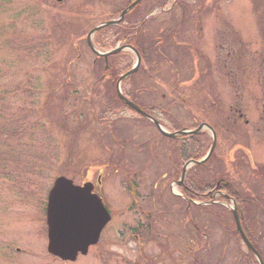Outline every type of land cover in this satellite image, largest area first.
Here are the masks:
<instances>
[{
  "label": "flooded vegetation",
  "instance_id": "1",
  "mask_svg": "<svg viewBox=\"0 0 264 264\" xmlns=\"http://www.w3.org/2000/svg\"><path fill=\"white\" fill-rule=\"evenodd\" d=\"M236 1L29 0V7L41 8L43 13L38 15L34 12V15L42 18L43 22L48 20L47 7L51 4V8L58 10L55 16L58 20H64L67 11L71 10L76 32L74 39L86 41L87 51L92 57L91 72L94 77L88 84H92L93 96L89 108L93 123L86 122V114L82 112L86 102H81L78 108L81 111L78 115L80 124L76 132L86 130L91 137V132L98 134L97 143L101 146L104 159L80 173L79 182V179L77 183L72 181L78 187L90 185L92 194L99 197L110 214V222L105 226L99 243L114 217L121 214V210L117 209L115 214V207L111 208L108 203V177L125 169L121 175L127 179L130 192L125 188L120 197L125 199L128 196L129 202L126 199L127 204L124 200L120 202L125 204L124 210L135 211L139 218L133 229L139 249L145 246V237L155 238L160 229L168 228L174 237L180 233V238L184 239L183 251L178 250L176 254L180 259L174 260H180L182 264H223L226 257L222 255L221 233L226 223V230L231 233L235 247L233 261L242 264L238 251L242 247L248 252V263L257 261L239 232L233 215V211H237L242 228L255 248L249 222L253 224L256 219L248 221L244 207L245 202L253 201L241 198L239 189L231 182L233 174L224 166L241 150L242 160L254 168L255 179L264 178V162L259 170L253 165L254 161H264V65L261 84L235 83L241 68V57L253 44L248 28H242L245 23L234 18ZM95 2L97 9L109 8L106 19L96 21ZM244 3L243 10L249 16L250 13L254 15L252 27L256 30L258 27L264 40V17L256 23L255 5L251 0H244ZM67 5L70 7L65 10ZM108 23L112 25L92 34L96 28ZM76 44L75 59L80 62L83 50L79 48V43ZM213 73L224 74L226 80L222 77L214 84ZM201 78L207 83L202 84ZM167 79H172L167 82L170 90L158 91L160 87H167ZM155 80L156 84L148 85ZM74 82L82 84L84 81ZM67 83L71 84V80ZM72 94L76 96L75 92ZM113 94H116L117 102ZM95 98L98 103H94ZM250 98L252 103L247 102ZM194 100H198L199 107L197 103L193 106ZM98 104L103 105L100 111ZM224 108L228 113L226 117ZM123 112L129 114L123 117ZM166 114L175 115L174 120L170 117L166 120ZM177 116L187 123L181 124ZM185 116H188L187 121H184ZM205 117L209 120L203 121ZM213 117L220 121L219 129L211 124ZM122 123H137L143 127L130 130ZM95 125L97 130H94ZM243 126L250 138L248 146L239 140L238 129ZM159 135L164 143L160 142ZM252 139L257 141L256 146L251 144ZM224 142L225 152L219 149ZM154 148L158 154L153 153ZM144 149L146 153L154 154L151 155V162L156 171L153 172L151 190L153 187L158 190L150 193L143 191L144 187L150 186V182L139 183L140 176L134 178L136 174L130 169L132 162H127L129 158L138 159L139 155L142 158ZM115 153L118 155L115 156ZM234 161L237 159L234 158ZM142 171V168L137 169V173ZM239 176L238 173L234 178ZM168 177L171 179L169 185H174L177 191L172 196L174 204L176 201L179 203L172 204L173 209L160 202L156 194L160 191L159 184H163L162 180ZM164 186L167 187L166 184ZM168 190L170 194L172 188ZM48 197L44 207L46 233ZM147 199H150L149 204ZM250 206L255 207L256 203H250ZM256 231L254 234H258ZM256 237L259 241V235ZM185 238L188 240L185 241ZM168 240L171 242L170 238ZM156 241L153 242L158 251L181 248V242L169 248L170 244ZM159 259V255L152 256V262ZM168 259L172 261L170 257ZM139 261L135 264L144 263ZM147 262L150 264V260Z\"/></svg>",
  "mask_w": 264,
  "mask_h": 264
},
{
  "label": "rangeland",
  "instance_id": "2",
  "mask_svg": "<svg viewBox=\"0 0 264 264\" xmlns=\"http://www.w3.org/2000/svg\"><path fill=\"white\" fill-rule=\"evenodd\" d=\"M251 1L256 7L257 23L259 18L264 17V0ZM96 4L95 2L96 21L106 19L107 13L110 11L109 8L97 9ZM28 5L29 0H0V132L1 136L3 133L9 134V132L16 134L15 137L10 134L12 139L0 138V264H135L138 259L141 260L139 262H144L143 264H148V260H150V264H182L180 260H174V258L180 259L176 254L178 250L183 251L184 239L180 238V233L174 237L168 228L160 229L159 233H155V238L145 237V246L140 247L141 249L138 248L133 237L135 232L133 229L137 226L136 222L139 221V218L134 213L135 211L124 210L125 204H127L126 200L129 202L128 196H126V200L120 197L125 188H128L130 192L127 179L121 175L125 169H122L119 174L113 173L108 177L110 178L106 185V193L107 191L109 193L107 194L108 203L111 208L115 207V214L116 209L121 210V214L114 217L115 219L107 227L102 241L93 246L87 256H79L75 262H65L48 254L44 207L50 189L60 177L74 180L76 183L79 179V182L80 173L84 172L88 166L100 163L104 156H102L101 146L97 143L98 134L91 132L90 134L93 135L91 137L86 130L76 132L79 128L78 124H80L78 115L81 114V111L78 108H80L81 102H86L85 110L82 111L86 114V122L88 124L92 122L91 108H89L90 98L93 96L92 84H88V81L94 76L91 72L92 57L87 51L86 41L81 42L74 39L76 32L72 25L71 10L67 9L68 5L65 6V10H68L65 19L58 20L55 18L58 10L51 8V4L47 7L48 20L45 19L43 22L42 18L35 17L32 13L33 9ZM244 5V0H237L234 3V18L245 23L242 25L246 27L242 28H248L253 44L241 57V68L235 83L239 81L240 84H261L260 82L263 81L264 40L258 27L257 30L252 27L251 20L254 15L250 13L249 16L243 10ZM37 10L38 14L42 12L41 8ZM24 38L29 40L27 44L29 49L25 52L21 50L26 46ZM243 39L242 35L241 40ZM76 43H79V48L83 50V59L80 62L75 59L77 56L75 48L78 46ZM145 63L148 64L149 61ZM165 68L167 67L165 66ZM68 71L71 72L70 78ZM144 71L148 72V69H144ZM157 75L161 77L160 73ZM222 77L226 80L224 74L213 73V83L215 84ZM75 79L84 82L75 84ZM68 80H71V84L67 83ZM169 80L172 81V79H167L166 84ZM201 83L207 82L201 78ZM152 84H156V80L151 81L148 85ZM169 90L168 84L167 87L158 89L161 92ZM73 92L76 93V96L72 94ZM112 96L117 102L116 94ZM251 99H248L247 102L252 103ZM164 101L167 102V100ZM194 101L193 106L196 103L198 105V100ZM98 102L99 100L95 98L94 103ZM200 104H202L201 101ZM164 106L167 105L164 104ZM97 108L102 110L103 105L98 104ZM223 112L226 117L228 113L225 108ZM128 114L125 112L122 116L125 117ZM165 116L166 120L169 117L173 120L175 118V115L168 116L166 114ZM252 116L255 117L254 114ZM23 118L24 120L26 118L25 124H22ZM205 118L203 121L209 120L208 117ZM213 118L211 124L219 129L220 121ZM178 119L183 125L187 123H184L181 117ZM187 119L188 116H185L184 121ZM166 122L170 125L169 121ZM122 125L130 130H140L143 127L137 123H122ZM101 127L106 128V126ZM97 129L98 127L95 125L94 130ZM238 132L240 133V142L248 146L250 138L245 127L238 129ZM160 142L164 143L161 136ZM226 143L228 144L227 141ZM251 144L256 146L257 141L252 139ZM219 149L225 152V142ZM146 151L143 150L142 158L139 155L138 159L129 158L127 162H132L130 169L133 174H136L134 178L140 176L139 183L150 182V186L143 189L144 192L150 193L158 190L153 186L151 190L153 172L156 171L151 162V155L158 154V151L156 148H154V154H148ZM116 155L118 153H115ZM10 156L16 157L26 172L19 168L15 169L12 163L3 164L1 162V159H11ZM162 157L165 158L166 155H162ZM234 158L237 161L233 162ZM233 159H230V162L225 163L224 166L229 168L233 174L231 182L233 181L239 189L241 198L253 201V203H244L245 214L248 221L252 218L256 219L253 224L249 222V227L254 237L259 235L256 246L259 254L263 255L264 178L263 180L257 177L255 179L254 168L242 160L241 150L237 152L236 156H233ZM263 162L262 160L254 161L253 165H256L259 170ZM13 168L20 171L15 172ZM139 168L143 169L142 173L139 172L141 174L137 173ZM238 173L240 176L234 178ZM170 180L169 177L162 180L163 184H159L160 191L156 194H158L157 199L160 202L173 209L172 204L175 201L173 194H176L177 191L174 185H169ZM165 184L167 187L164 186ZM168 188H172L170 194H168ZM123 200L125 204L121 203ZM149 200L147 199V204L150 203ZM250 203H256V206L252 207ZM178 204L176 201L174 205ZM226 226L228 228L225 223L224 231L221 233L224 246L222 255L226 257L223 264H236L237 262L232 259V253L235 250L232 244L233 237L226 230ZM255 231L258 234H254ZM169 238L171 242H169ZM156 239L161 244H170L169 248L171 245L174 246V243L181 242V248H171L164 252L162 249L158 251L153 242H157ZM187 240L185 238V241ZM239 250H241L242 264H252L248 263L247 250L243 247ZM156 255H159L160 259L152 262V256ZM169 257L172 261L168 259Z\"/></svg>",
  "mask_w": 264,
  "mask_h": 264
},
{
  "label": "water",
  "instance_id": "3",
  "mask_svg": "<svg viewBox=\"0 0 264 264\" xmlns=\"http://www.w3.org/2000/svg\"><path fill=\"white\" fill-rule=\"evenodd\" d=\"M110 25L103 24L92 34ZM89 186L86 184L78 187L66 178H59L50 191L47 212L48 252L63 261L73 262L79 254L87 255L89 248L99 242L104 227L110 221L109 213L99 197L92 194ZM233 215L249 250L254 253L259 264H263L243 232L237 211H233Z\"/></svg>",
  "mask_w": 264,
  "mask_h": 264
},
{
  "label": "trees",
  "instance_id": "4",
  "mask_svg": "<svg viewBox=\"0 0 264 264\" xmlns=\"http://www.w3.org/2000/svg\"><path fill=\"white\" fill-rule=\"evenodd\" d=\"M32 9H33V11H32L33 14H34V12H36V13L38 12L37 8H32ZM27 12H28V7H27ZM35 15H36V14H35ZM38 15H39V14H38ZM38 15L36 16L37 19H38ZM36 22H37V21H36ZM13 26H14V25H13ZM29 38H30V37H29ZM24 39H25V38H24ZM24 41H25V45H26V46H25L23 49H21V50H23V51L25 52L27 49H29L28 46H27L29 40H26V39H25ZM26 42H27V43H26ZM18 120H20V119H18ZM16 121H17V120H16ZM21 121H23L22 124H25V122H26V118H25V120H24V118H23ZM15 128H16V126H15ZM10 134H12V133H11V132H9V134H4V133H3V135L1 136V132H0V138L2 137V138H4V139H7V140H8V139H12L13 137L16 136V134H12V135H13V137H12V136H10ZM10 157H11V159H7V160H6V159H1V162H2L3 164H5V163H6V164H7V163H12V165L14 166L15 169H18V168H19V169H21V170H24V169L21 167V165H20L21 162H20L19 160H17L16 157H12V156H10ZM14 168H13V169H14ZM15 169H14L15 172H19V171H20V170H19V171H16ZM24 171L26 172V170H24ZM246 234H247V233H246ZM257 238H258V237H256V239H255V237H254V238L252 239V240H254L255 244H256V242H257V241H256ZM255 246H256V245H255ZM255 249L257 250V246L255 247ZM240 251H241V250H239V252H240ZM257 251H258V250H257ZM258 253H259V252H258ZM262 257L264 258V254L262 255ZM254 264H258L257 261H255Z\"/></svg>",
  "mask_w": 264,
  "mask_h": 264
},
{
  "label": "bare ground",
  "instance_id": "5",
  "mask_svg": "<svg viewBox=\"0 0 264 264\" xmlns=\"http://www.w3.org/2000/svg\"><path fill=\"white\" fill-rule=\"evenodd\" d=\"M104 230V229H103ZM103 232V231H102ZM89 253V252H88ZM79 257V256H78ZM78 257H77V259H78Z\"/></svg>",
  "mask_w": 264,
  "mask_h": 264
}]
</instances>
